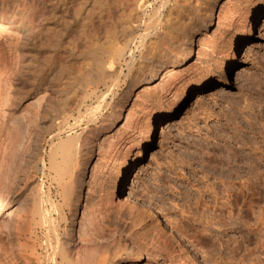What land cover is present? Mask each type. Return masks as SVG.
<instances>
[{
    "label": "rangeland",
    "instance_id": "obj_1",
    "mask_svg": "<svg viewBox=\"0 0 264 264\" xmlns=\"http://www.w3.org/2000/svg\"><path fill=\"white\" fill-rule=\"evenodd\" d=\"M139 1L0 0V15L8 19L14 11L12 26L4 25L5 33L1 31L3 43H9L3 45L5 51L14 47L0 61V111L18 105L33 116L28 130L16 133L21 141L12 132L0 149L4 174L0 217L11 223L10 234L0 233V264H38L36 249L41 245L44 262L39 258V264H53L55 255L61 258L59 246L68 254L66 242L78 240L77 233L83 231L79 239L93 241L97 231L89 230L87 222L101 221L103 216L102 224L108 226L101 225L105 234L100 227L97 235L103 236H93L101 241L114 238L113 252L100 254L112 255L115 264H221L213 259L214 242L202 231L215 216L228 224L214 227L230 253L225 255L224 250L223 262L227 257H231L228 264L264 262V224L258 223V216L264 218V0H218L213 11L217 0H203L194 20L187 8L191 0ZM147 1L152 4L147 15L157 9L162 18L170 9L169 26L141 41L145 30L139 25L131 40L119 39L115 61H108L113 75L96 89L84 87L80 75L85 62L93 60L96 52L101 55L110 42L104 39L107 30L112 34L127 21L128 11ZM224 7L238 8V15L247 11L250 20L225 26L221 24ZM28 32L31 35L25 38ZM161 32L179 40L171 44L172 40L161 38ZM175 56L186 57L177 89H153L158 80L152 74ZM130 111L135 123L130 130L123 129ZM55 155L58 164L52 160ZM221 165H225L223 172ZM216 178L223 181L215 186L224 201L219 206H214L204 186ZM229 180L236 182L235 192L241 181L259 182L263 192L258 199L240 190L233 196L225 192L231 187L226 184ZM43 194L47 201L40 203ZM104 199L108 203L100 204ZM97 209L103 212L101 219ZM160 210L166 211L168 219L174 218L175 225L160 217ZM249 223L261 225L263 230L252 233L260 240L255 235L256 240L249 239L253 228ZM156 226L174 243L171 257L156 258ZM88 240L73 250L77 256L92 252L93 242ZM126 242L137 253L124 251ZM18 244L27 251L21 253ZM73 251L71 256H76Z\"/></svg>",
    "mask_w": 264,
    "mask_h": 264
},
{
    "label": "bare ground",
    "instance_id": "obj_2",
    "mask_svg": "<svg viewBox=\"0 0 264 264\" xmlns=\"http://www.w3.org/2000/svg\"><path fill=\"white\" fill-rule=\"evenodd\" d=\"M141 1V0H140ZM139 1V2H140ZM184 2H186V1H188V0H183ZM205 1V0H204ZM204 1L203 0H191V3L187 6V8L190 10V14H191V18H190V20L192 19V20H194L195 18H197L198 17V15H197V13H198V11L200 10L201 11V9H199V7H201V6H199V5H201V4H203L204 3ZM138 2V1H137ZM206 2V1H205ZM3 3V2H2ZM167 3V2H166ZM135 4V3H134ZM165 4V3H164ZM206 4V3H205ZM217 4H218V0L217 1H215V3L213 4V6H211V9L210 10H214L215 8H216V6H217ZM1 5V4H0ZM137 5V4H136ZM163 6H165V5H163ZM167 6V5H166ZM165 6V7H166ZM3 7V6H2ZM151 7H152V4H151V2H149V1H147L145 4L142 2V3H138V5L137 6H135L134 7V9L133 10H130V11H128V14L127 15H125V17H126V19H127V21L126 22H123L122 23V21H121V23L122 24H120V25H118L117 27H115L111 32H112V34H108V32H110V30H107L108 32H106V35L104 36V39H108L109 40V38H110V42H108V41H104L105 43L106 42H108L107 43V45H106V47L105 48H102L101 49V55H99V53H97L96 52V50H97V48H95L94 49V51L96 52H94L95 54L93 55V57H94V59L93 60H90L89 62H85V63H87L86 64V67H85V70L82 72V74L80 75V80L82 81V82H85V84H83L84 85V87H86V88H93V89H96V88H98L99 87V85H101L108 77H111L112 75H113V73L115 72V70L113 69V70H108V68L110 69V67L108 66V61H109V59H111V60H113V61H115V50H116V46H117V44H118V41H119V39H121V41L123 42V40L124 39H126V40H128V39H130L131 40V38L136 34V32H137V30H138V26L139 25H143L144 26V30H145V34L144 35H142L141 36V41H143L145 38H146V36H149V34L151 33V34H156V32L158 31H160V30H163V28H165L166 27V25H168L167 23V21H169L168 20V17L170 16V9H166V13H165V15H163L162 16V18H159V11L158 12H152L151 14H148L147 15V12H146V10L148 9L149 10V8L151 9ZM162 7V6H161ZM160 7V8H161ZM185 7V6H184ZM235 7V6H234ZM225 8V7H224ZM199 9V10H198ZM162 10V9H161ZM165 10V9H164ZM5 11V10H4ZM241 11V10H240ZM7 12V11H6ZM5 12V13H6ZM3 13V12H2ZM14 13V11L12 12V16L14 15L13 14ZM4 14V13H3ZM3 14H1L0 15V61H1V59H2V62H3V60L5 59V56H6V54L8 53L9 54V52H11V49H12V47H14V46H12L10 49H9V47H8V49H6V50H8V51H5V47H3V45L4 44H7V42L6 43H3V41H4V37H2V30H3V28L5 29V27L7 26V24H9V27H11L12 26V16H10V18H8V19H6V18H4V16H3ZM7 14V13H6ZM5 14V15H6ZM8 14H9V12H8ZM125 14V13H124ZM239 14V12H238V8H233V7H227V8H225V11H223V16H221L222 18H221V24H223V25H225V26H235V24L236 23H244V25L245 24H247L246 23V20L248 19V20H250V17L248 16V12L247 11H244V13L242 14V15H238ZM161 15V14H160ZM239 17H238V16ZM15 17V16H14ZM161 17V16H160ZM124 19V18H123ZM122 20V19H121ZM134 20H136L135 21V24H134ZM124 21V20H123ZM161 21H162V23L163 24H161ZM138 24V25H137ZM174 24V23H173ZM4 25H6V26H4ZM133 25H135L134 27H133ZM137 25V26H136ZM175 25V24H174ZM13 26H14V23H13ZM169 26V25H168ZM142 27V26H141ZM176 27V26H175ZM178 27V26H177ZM176 27V28H177ZM181 27V26H180ZM7 28V27H6ZM179 28V27H178ZM181 28H183V27H181ZM30 29V28H29ZM28 29V30H29ZM143 29V28H142ZM174 29V28H173ZM150 30H151V32H150ZM165 30V29H164ZM178 30V29H177ZM2 31V32H1ZM22 31V30H21ZM27 31V30H26ZM25 31V32H26ZM30 31H31V29H30ZM156 31V32H155ZM166 31V30H165ZM170 31V30H169ZM181 32H182V30H180ZM3 33H5V31L3 32ZM7 33V32H6ZM23 33H24V31H23ZM29 33H31V32H28V33H26L25 34V36H24V34L22 35V36H24L25 38H28L29 37V35H31V34H29ZM167 33V32H166ZM180 33V32H179ZM185 33V32H184ZM33 34V33H32ZM168 34V33H167ZM4 35V34H3ZM7 35H8V33H7ZM6 35V36H7ZM158 34H156V36H157ZM175 35H176V33H175ZM180 35V34H179ZM140 36V35H139ZM153 36V35H152ZM162 36L164 37V38H166V37H169V35H165L164 36V32H161V38H162ZM173 36H174V34H173ZM32 37V36H31ZM106 37V38H105ZM108 37V38H107ZM180 37V36H179ZM183 37V36H182ZM4 38V39H3ZM8 38H10V37H8ZM24 38V39H25ZM160 38V37H159ZM189 38V37H188ZM2 39H3V41H2ZM22 39H23V37H22ZM167 40H169L170 39V41L172 40L171 38H166ZM176 39L177 38H175V40L174 41H176ZM177 40H179V39H177ZM185 40H186V38H185ZM191 42H192V39L190 38L189 39ZM5 41H7V39L5 40ZM19 41H21V39L19 40ZM29 41V40H28ZM102 41V40H101ZM100 41V42H101ZM173 40H172V43L171 44H173V42H174ZM182 41V40H181ZM8 42H9V40H8ZM23 42H25V41H23ZM104 42H102V44L104 43ZM185 42V41H184ZM186 42H189V41H187L186 40ZM115 43H116V45H115ZM127 43V42H126ZM141 43V42H140ZM143 43V42H142ZM162 43V42H161ZM177 43L178 44H180V41L178 42L177 41ZM182 43V42H181ZM11 44V43H10ZM16 44V43H15ZM122 44V43H121ZM129 44V43H128ZM164 44V43H163ZM167 44V43H166ZM9 45V43L7 44V46ZM12 45V44H11ZM76 45V44H75ZM6 46V45H5ZM140 46V45H139ZM177 46V45H176ZM87 47V46H86ZM97 47V46H96ZM162 47H164V46H162ZM7 48V47H6ZM182 48V47H181ZM14 49V48H13ZM85 49V48H84ZM115 49V50H114ZM119 49V48H118ZM205 49H206V47H205ZM92 50V49H91ZM119 51V54H120V50H118ZM88 52V51H87ZM11 53H13V52H11ZM124 54V53H123ZM12 55V54H11ZM7 56H10V54L9 55H7ZM105 57V58H104ZM7 58V57H6ZM133 59V58H132ZM185 59H186V57L184 56V58H180L179 56H175V57H173L172 58V60H170L169 62H168V64H166V66H164V67H161V68H159L158 66V68L159 69H155L156 71L152 74V79H154V80H158L153 86H152V88L153 89H162V88H167V91L168 92H171L173 89H175L176 87H177V85H178V83H179V78H180V74H181V67H182V63L185 61ZM6 60V59H5ZM130 60H131V58H130ZM129 61V60H128ZM110 63V62H109ZM125 64V63H124ZM94 67V68H93ZM93 68V69H92ZM151 74V73H150ZM78 77V76H77ZM116 78V77H115ZM77 79V78H76ZM79 81V80H78ZM77 82V81H76ZM115 82V81H114ZM113 82V83H114ZM78 83H80L81 85H82V83L81 82H78ZM105 84V83H104ZM112 84V83H111ZM78 85V84H77ZM80 85V86H81ZM111 86V85H110ZM78 87H79V85H78ZM83 87V86H82ZM112 87H115V84L114 85H112ZM177 89V88H176ZM91 92V91H90ZM93 92H94V90H93ZM89 94V93H88ZM91 96V95H90ZM79 97H81V96H79ZM66 100H67V98H66ZM81 101V100H80ZM65 103V102H64ZM66 105V104H65ZM81 105V104H80ZM67 111V110H66ZM62 113H63V111H62ZM127 116L125 117V119H124V123H123V126H122V128L123 129H128V130H130L129 128H131L132 127V125L135 123V119H133V117H132V112L130 111L128 114H126ZM33 117V116H32ZM32 117H31V114H29V112H25V111H23V110H20L19 109V106L17 105V106H12V107H7V108H4V109H2L1 111H0V149L2 148V146L6 143V141L8 140V137H9V134H10V136H11V133L13 132V133H17V132H19L20 130H25V128L28 130V126H30V124H31V120H32ZM137 122V121H136ZM235 123V122H234ZM54 125V124H53ZM51 126V125H50ZM54 126H56V125H54ZM53 127V126H52ZM55 128V127H54ZM229 128V127H228ZM30 130V129H29ZM240 131V130H239ZM28 132V131H27ZM26 133V132H25ZM22 134V133H21ZM14 135V134H13ZM28 135V134H27ZM16 136H17V134H16ZM55 136H54V134H51L50 135V140H52L53 138H54ZM213 137H215V136H213ZM238 137V136H237ZM10 138V137H9ZM16 138V137H15ZM14 138V139H15ZM213 140V139H212ZM17 141H21L20 140V138L17 136ZM16 141V142H17ZM65 144H67V143H65L64 142V144L61 146V150L63 151V150H65L66 149V146L67 145H65ZM210 145V144H209ZM238 147V146H237ZM240 147V146H239ZM34 148V147H33ZM49 148H50V146H49ZM60 148V147H59ZM241 148V147H240ZM232 149V148H231ZM36 151V150H35ZM229 151V150H228ZM261 151V150H260ZM37 152V151H36ZM59 152V151H58ZM57 152V153H58ZM235 152H236V150H235ZM35 153V152H34ZM60 153V152H59ZM230 153H233V152H230ZM55 154H56V152H55ZM110 154V153H109ZM108 154V155H109ZM33 155V154H32ZM58 155V154H57ZM60 155V154H59ZM224 155V154H223ZM226 155V154H225ZM36 156H37V153H36ZM234 156V155H233ZM12 157V156H11ZM53 157H56V155L55 156H52V160L54 161V158ZM71 157V156H70ZM228 157V156H227ZM14 158V157H13ZM60 158V156L58 157V159ZM64 158V157H63ZM9 160H10V158H8ZM12 159V158H11ZM4 160V159H3ZM9 160H6V161H9ZM63 160V159H62ZM61 160V161H62ZM1 161V160H0ZM5 161V160H4ZM52 161V162H53ZM243 161V160H242ZM3 162V161H2ZM54 162H56V161H54ZM63 162V161H62ZM223 162V161H222ZM15 163V162H14ZM57 164L59 163V162H56ZM226 164V163H225ZM185 165V164H184ZM3 165H0V169H1V167H2ZM52 166H54V164L52 165ZM221 169H222V172L225 170V165H221ZM52 168H55V167H52ZM56 168H59V165L57 166L56 165ZM2 169H3V167H2ZM65 169V168H64ZM220 170V169H219ZM3 171H5V170H3ZM3 171H1V172H3ZM8 171V170H7ZM6 172V171H5ZM221 172V171H220ZM4 173V172H3ZM1 174V173H0ZM238 174V173H237ZM2 175V177L4 176V174H1ZM161 176V175H160ZM1 176H0V187H2L1 185H2V180H4V177L2 178ZM7 177V176H6ZM182 177V176H181ZM218 178V177H217ZM214 179L213 181L214 182H212V183H210L209 182V179H208V182H205L204 184V186H205V194H208L209 196H211L212 198H213V200L215 201H213L214 202V206H219V201L222 199V198H219L218 196H219V194H218V191L219 190H217V187H215V186H217L218 184H217V182H220V181H222V180H218V179ZM239 178V177H238ZM226 179V178H225ZM240 179V178H239ZM60 180V179H59ZM204 180V179H203ZM223 180H224V178H223ZM36 181V179H33V182H35ZM169 181V180H168ZM227 181V180H226ZM247 181V180H246ZM70 182V181H69ZM250 182V181H249ZM260 182H261V180H260ZM7 183V182H6ZM36 183V182H35ZM222 183H223V181H222ZM226 183V182H225ZM224 183V184H225ZM238 183V182H237ZM247 182H245V183H243L242 181L239 183V190H240V192L242 193V194H245V195H248L249 197L251 196V197H255V198H257V197H260V195H261V193L263 192L262 190V186H261V184H259V182L257 183L256 181H251V183H249V184H246ZM68 184V183H67ZM66 184V185H67ZM70 184V183H69ZM167 184V183H166ZM221 184V183H220ZM226 184H229L231 187H230V189H224L225 190V192L227 191V193H231L232 195H233V193H235V194H238L237 193V191H239V190H237L236 192L234 191L235 190V186H236V182H234V180L233 181H228ZM226 184H225V186H226ZM65 185V186H66ZM162 185V184H161ZM222 185V184H221ZM6 186V185H5ZM64 186V187H65ZM68 187H69V185H67ZM66 186V187H67ZM38 187H39V185H38ZM180 187V186H179ZM223 187V186H222ZM2 189V188H1ZM67 189H69V188H63V190H65L64 191V193L65 192H68V190ZM219 189V188H218ZM234 189V190H233ZM233 190V191H232ZM43 192V191H42ZM233 192V193H232ZM239 192V193H240ZM64 193H62V194H64ZM220 193V192H219ZM40 194H41V192H40ZM67 194V193H66ZM65 194V195H66ZM72 194V193H71ZM207 195V196H208ZM227 195V194H226ZM228 195H230V194H228ZM186 196H187V194H186ZM201 196V195H200ZM222 196V195H221ZM234 196V195H233ZM66 197V196H65ZM64 197V198H65ZM39 200L40 201H38V202H40V203H42V202H44L45 200H46V198H45V195L43 194V195H40L39 197ZM101 198V197H100ZM226 198H227V196H226ZM232 198V197H231ZM33 199V198H32ZM35 199V198H34ZM33 199V203H34V201L36 200H34ZM107 199V198H106ZM106 199H104V200H100L101 201V203L100 204H102V201L103 202H105L106 201ZM201 199H203V198H201ZM245 199V198H244ZM258 199V198H257ZM63 200V199H62ZM108 200V199H107ZM207 200V199H206ZM233 200V199H232ZM47 201V200H46ZM68 201V200H67ZM110 201V200H109ZM226 201V200H225ZM241 201V200H240ZM107 203H108V201H106ZM221 202V201H220ZM224 202V201H223ZM223 202H221V203H223ZM227 202H228V200H227ZM40 203H38V204H40ZM205 203V202H204ZM226 203V202H225ZM225 203L223 204L224 206H225ZM35 204V203H34ZM38 204H37V206H38ZM195 204H197V203H195ZM199 204V203H198ZM206 204V203H205ZM42 205V204H41ZM99 205V204H98ZM103 205V204H102ZM102 205H99V206H101L102 207ZM105 205H108V204H105ZM221 205V204H220ZM222 205V206H223ZM227 205V204H226ZM231 205V204H230ZM251 205V204H250ZM111 206V205H110ZM190 206V205H189ZM208 206V205H207ZM104 208L106 207V206H103ZM107 207H109V206H107ZM201 207V206H200ZM221 207V206H220ZM220 207H219V209H220ZM232 207V206H231ZM253 207V206H252ZM261 207V206H260ZM33 208L34 209H36L35 207H34V205H33ZM38 208H39V206H38ZM100 208V207H99ZM104 208H102V210L104 209ZM218 208V207H217ZM226 208V207H225ZM40 209V208H39ZM38 209V210H39ZM92 209V208H91ZM101 209V208H100ZM100 209H97L98 211L100 210ZM229 209H231V208H229ZM247 209V208H246ZM245 209V210H246ZM264 209V208H263ZM93 210V209H92ZM96 210V209H95ZM94 210V211H95ZM108 210H110V209H108ZM107 210V211H108ZM135 210V209H134ZM201 210V209H200ZM218 210V209H217ZM91 211V210H90ZM96 212L97 213V215H99V217L93 212V216L94 215H96L97 216V219L98 218H100V217H102L101 215H100V213L102 212V211H99V212ZM140 211V210H139ZM161 212H160V217H166L167 218V220L170 222V225H175L174 224V222H173V219L174 218H169L168 219V214L166 213V211H164V210H160ZM162 211H164V212H162ZM220 211V210H219ZM74 212V211H73ZM89 212V211H88ZM252 212V211H251ZM264 212V211H263ZM263 212H261V213H263ZM103 213V212H102ZM105 213V212H104ZM137 213V212H136ZM183 213V212H182ZM248 213V212H247ZM250 213V212H249ZM254 213V211L252 212V214ZM260 213V212H259ZM90 214H91V212H90ZM107 214V213H106ZM256 213H254L253 214V216L255 215ZM92 215V214H91ZM213 215V214H212ZM251 215V214H250ZM88 216V215H87ZM96 216L95 217H92V218H96ZM106 216H108V215H106ZM145 216V218L144 219H149L150 217H148V216H146V215H144ZM261 216V215H260ZM260 216H258L259 217V220L260 219H262V218H260ZM2 217V216H1ZM0 217V233H2V231L4 230H6L7 232H9V230H10V228H11V223L10 222H8V221H6L7 219H5L4 220V218H1ZM89 217H90V215H89ZM105 216H103L102 217V219H101V221H99L98 220V222H97V220L95 221L94 219H92V220H94V222H87V228L89 229V230H91L92 232H99L100 230V227H102V226H106L105 224L103 225L102 224V220H103V218H104ZM212 217V216H211ZM216 217V216H215ZM215 217H213V218H209L210 220H208V222L206 221L205 223L207 224V225H204V228H203V234L205 235V236H209L210 237V239H212V241L214 242L213 244L214 245H211L212 246V252L214 251V257H213V259L215 260V262L216 263H221V264H228V260L231 258L230 256V258L228 259V257L226 258V260L223 262V255H222V253L224 252V250H225V255H229L230 253H227L226 252V250H228V247H227V245L226 244H224L223 243V241H222V236L220 237L217 233H215L214 234V232H217V231H215V229H214V227H223V226H227L228 224L227 223H223L221 220H216V218ZM240 217V216H239ZM254 217H257V216H254ZM258 217H257V220H258ZM238 218V217H237ZM88 219H90V218H88ZM107 219V218H106ZM251 220V219H250ZM258 220V223H260L261 221V225L262 224H264L263 223V221H264V218H263V220H260L259 221ZM224 221V220H223ZM238 221H240V219L238 220ZM243 222V221H242ZM253 222H257V221H255V218H254V220H253ZM108 223V222H107ZM246 223H248V221L246 222ZM85 224V223H84ZM202 224V223H201ZM227 224V225H226ZM234 224V223H233ZM233 224H231V225H233ZM239 224H242V223H239ZM250 224V223H249ZM252 224V225H251ZM250 225L253 227H251L252 229L250 230V232H251V234L249 235V239H254L253 237H255V236H257V235H255V234H252V233H256L257 234V230L258 231H260V226L258 225V227L259 228H257V224L255 225V227H254V223H251ZM102 225V226H101ZM244 225H246V226H248L247 224H244ZM82 226V225H81ZM84 226V225H83ZM264 225H262V227H263ZM80 227V226H79ZM78 227V228H79ZM106 227H108V226H106ZM212 227H213V229H212ZM228 227V226H227ZM230 227V226H229ZM239 227V226H238ZM244 227V226H243ZM249 227V226H248ZM247 227V228H248ZM82 228H84V227H82ZM81 228V230H83ZM105 228V227H104ZM104 228L102 227L101 229H102V234H103V232H104V234H105V230H104ZM242 228V227H241ZM264 228V227H263ZM86 229V228H85ZM154 229V232H155V235H156V237L159 239V244L156 246V247H154V249H156L157 250V254L158 255H156V256H158V257H156V258H159V259H163L164 257H166V256H170L173 252H174V243L172 242V240L169 238V237H167V236H165V234H164V232L161 230V229H159L158 228V226H156L155 228H153ZM248 229H250V228H248ZM104 230V231H103ZM247 230V229H246ZM261 230H263V229H261ZM11 231V230H10ZM88 231V230H87ZM110 231V230H109ZM91 232V233H92ZM97 232L95 233L96 235H97ZM101 232V231H100ZM113 232V231H112ZM111 231H110V233H112ZM249 232V230H247L246 231V234ZM264 232V231H263ZM70 233V232H69ZM82 233H83V231H82ZM82 233H77L78 235H77V239L78 240H76V241H74L73 239H71V238H69V241L68 242H66V244H67V246H68V248L70 249V250H68V251H73V250H76V248H82V246L80 247V245H79V243H80V241H83V239L81 240V239H79L80 237L81 238H83V234ZM89 233V232H88ZM107 233V232H106ZM109 233V234H110ZM259 233V232H258ZM9 234H10V232H9ZM86 234H87V232H86ZM93 234V233H92ZM99 234V233H98ZM101 234V233H100ZM99 234V235H100ZM101 234V236H103ZM108 234V233H107ZM244 234V233H243ZM246 234H245V237H247L248 238V234H247V236H246ZM260 234V233H259ZM258 234V235H259ZM91 235V234H90ZM94 235V234H93ZM92 235V237L91 238H93V241H92V239H91V241L90 240H88V239H85V240H88L89 242H88V244L91 242H93V244H90V245H93L92 247H93V250L91 249V251L93 252H86L87 254H85V253H83V254H85V255H83V254H81V252H80V255L79 256H77V254H76V252H74L75 254H76V256H71V254H72V252H71V254H70V252H68V254H65L66 253V251L62 248V246H59V251L58 252H60V255H61V262L62 263H65V264H115V262L113 261V258H112V255H109V257H106V256H103V255H101L100 253H103V252H105V253H108L109 251L112 253L113 252V250H114V248H115V242H114V238L112 237V238H104V237H106V236H104V237H102L101 239H103L102 241L100 240V237H99V240L97 239V237L99 236V235H97V237H96V239L98 240V242H94V241H96V239L94 240V236H96V235H94L93 236ZM114 235V234H113ZM186 235V234H185ZM203 235V236H204ZM253 235H255V236H253ZM85 236V235H84ZM86 236H88V235H86ZM85 236V237H86ZM201 236V235H200ZM260 236V235H259ZM68 237V236H67ZM108 237V236H107ZM244 237V238H245ZM73 238V237H72ZM156 238V239H157ZM259 237L257 236V239H258ZM57 239V238H56ZM207 239V238H206ZM248 239V240H249ZM83 241L82 243L83 244H87V242L86 241ZM254 240H256V239H254ZM258 240H260V238L258 239ZM257 240V241H258ZM54 241V240H53ZM77 241H79V242H77ZM8 242V241H7ZM11 242V241H10ZM263 241H261V243H262ZM55 243H56V241H55ZM82 243H80V244H82ZM57 244V243H56ZM65 244V245H66ZM125 244V243H124ZM215 244H217L218 245V247L219 248H217V246H216V249L214 248L215 247ZM228 244V243H227ZM263 244V243H262ZM5 245V244H4ZM9 245H10V243H9ZM49 245V244H48ZM60 245V244H59ZM6 246V245H5ZM16 246V245H15ZM39 246V245H38ZM38 246H37V248H38ZM53 245H51V247H52ZM53 247H56V246H53ZM85 247H88V246H85ZM84 246H83V249L85 248ZM176 247V246H175ZM3 248V246L0 244V249H2ZM11 248V247H10ZM16 248V247H15ZM17 248L19 249V251H21V253H24L25 251H27L26 250V247H25V245L24 244H18V246H17ZM91 248V247H90ZM222 248H224L223 250H222ZM54 249V248H53ZM86 249V248H85ZM87 249H89V248H87ZM152 249V248H151ZM174 249V250H173ZM36 250H38L39 251V253H38V255H37V262H39V263H42V261L44 262V260H43V257H42V254L43 253H41V251H42V245L39 247V249H36ZM56 250V249H55ZM123 250L124 251H126V252H133V253H137V250L138 249H136L135 247H133V245H131L130 244V246H129V244L126 242V245H124L123 246ZM236 249H234L233 250V252L235 251ZM54 251V250H53ZM80 251V250H79ZM79 251H77V252H79ZM87 251H90V249L89 250H87ZM84 252H85V250H84ZM156 252V251H155ZM54 253V252H53ZM52 253V255L51 256H53V255H55V253L53 254ZM37 254V253H36ZM70 254V255H69ZM224 254V253H223ZM135 255V254H134ZM146 255V254H145ZM147 256V255H146ZM13 257V256H12ZM171 257V256H170ZM169 257V258H170ZM42 260V261H39L40 259ZM149 258V257H148ZM154 258V257H153ZM152 258V259H153ZM60 259H59V257L58 256H54V258H53V264H56V263H59L58 262V260L60 261ZM147 259V258H146ZM228 259V260H227ZM156 261H157V259L154 261V263H156ZM230 262V261H229ZM38 263V264H39ZM182 263H183V261H182ZM264 262H262V264H263ZM146 264H153V263H146ZM185 264V263H184ZM229 264H232L231 262L229 263Z\"/></svg>",
    "mask_w": 264,
    "mask_h": 264
}]
</instances>
